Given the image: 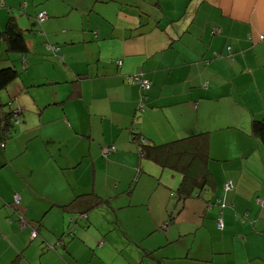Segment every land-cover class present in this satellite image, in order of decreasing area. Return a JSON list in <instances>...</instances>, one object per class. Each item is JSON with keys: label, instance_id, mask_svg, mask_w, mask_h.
I'll return each mask as SVG.
<instances>
[{"label": "crops", "instance_id": "0c3cea01", "mask_svg": "<svg viewBox=\"0 0 264 264\" xmlns=\"http://www.w3.org/2000/svg\"><path fill=\"white\" fill-rule=\"evenodd\" d=\"M10 16L27 50L0 39V68L19 72L0 90V264H264V146L251 134L264 118V0H0V32ZM134 73L152 83L136 115ZM8 102L20 123L3 133ZM133 131L157 145L206 132L212 181L177 199L181 174L139 157Z\"/></svg>", "mask_w": 264, "mask_h": 264}, {"label": "trees", "instance_id": "16d2710c", "mask_svg": "<svg viewBox=\"0 0 264 264\" xmlns=\"http://www.w3.org/2000/svg\"><path fill=\"white\" fill-rule=\"evenodd\" d=\"M36 20H37V16H36ZM37 22L41 23L38 20ZM215 30L216 29H214L213 31L215 32ZM0 39H2L6 43L8 52H17L24 54L25 51L27 50L24 36L12 16L8 17L4 29L0 32ZM48 48H49L48 50L53 55L59 51V48L55 47L54 45ZM228 50L230 49L228 48ZM18 76H19V72L11 66L0 68V90L5 89L6 86L10 84L12 81H14ZM143 81H147L150 83L147 88L143 86L142 84ZM128 82L136 84L139 87V95L134 109V113L136 115L137 113H140L145 110L146 98H147L146 92L151 88L152 83L148 79L144 78L143 75L140 73H134L132 75H129ZM7 104L10 106L12 102H8ZM14 104L15 106H13L10 112L5 116L6 120L5 123H3V127H2L3 133L7 132L9 128L12 127L13 125L15 124L17 125L20 123L19 115L21 113V108L17 102H15ZM16 108L20 109V113H18L17 115V120H14L13 111ZM251 134L254 137H256L264 146V118L261 120H252ZM131 140L137 145V151L139 157L152 161L157 165H159L161 168H168L181 174L182 176L181 181L179 182V186L175 191V197L177 199L185 200L189 197H192L193 195L199 196L200 192L203 189H205L206 186L209 185L210 182L212 181L211 174L207 170L205 165L206 159L208 158L207 155L208 138L206 132H200L198 134L190 135L169 143L157 145L155 143L148 142L147 139L144 138L141 134L133 131ZM0 141L2 142L3 145V140ZM111 147H113V150H111L109 153L115 150V147L113 145H111ZM104 148L105 147H103L102 150ZM224 191H230V190L224 189ZM216 203L217 205L219 204L220 210L224 209L227 206L225 203H223L220 200H217ZM209 206H211L210 203ZM21 211L23 210L20 209L19 211H17V216H19V214L22 215ZM221 213L222 212L218 214L215 220L216 228L218 230L223 229V219L221 217ZM87 219H88V215L85 211L81 212L76 217L70 216L69 225L66 227V229H64L62 236L66 237L67 240L69 238L71 239L72 237L76 236L75 224H77V222L80 220L86 222ZM219 219L222 221L221 226H219L218 224ZM240 219L241 221H245L246 216L243 215L241 216ZM17 221L19 223L18 217H17ZM24 222H25L24 225L25 227L27 223L25 220ZM32 231H35L36 233L35 237H31ZM31 233H30L31 239L37 237V231L35 229H32ZM58 242L59 244H55V245H50L47 243V245L45 244V247L47 249H52V250L53 249L56 250L59 247L64 248L66 242H63L62 239H60Z\"/></svg>", "mask_w": 264, "mask_h": 264}, {"label": "built area", "instance_id": "2783aa9c", "mask_svg": "<svg viewBox=\"0 0 264 264\" xmlns=\"http://www.w3.org/2000/svg\"><path fill=\"white\" fill-rule=\"evenodd\" d=\"M46 18H47V16H46V14L43 13V12L37 14V20H38L39 22H42V21L45 20ZM215 32H217V29L215 30ZM259 39L263 40L264 37H263V36H259ZM142 84H143V86H145V87L147 88L148 85H149L150 83L147 82V81H143ZM18 113H20V109H19V108H16V109L13 111V119H14V120H17V115H18ZM1 146H3V145L1 144ZM111 150H113V147H111V146H109V147H105V148L102 150V154L105 156V155H107ZM224 189H225V190H231V189H232L231 184H230V183H226L225 186H224ZM12 196H13V199H12V200H13L14 205H15L16 207L19 208L20 205H21L20 196H19L17 193H14ZM257 202H258L259 205H262V206H263V204H264V201H262L261 199H257ZM18 218H19V226H20L21 228L24 227L25 222H24V219H23L22 215L19 214ZM218 224H219V226L222 225V221H221L220 219L218 220ZM35 235H36L35 231H32V233H31V237H35Z\"/></svg>", "mask_w": 264, "mask_h": 264}, {"label": "rangeland", "instance_id": "374dc122", "mask_svg": "<svg viewBox=\"0 0 264 264\" xmlns=\"http://www.w3.org/2000/svg\"><path fill=\"white\" fill-rule=\"evenodd\" d=\"M44 21V20H43ZM12 106H15V104H14V102L12 103ZM7 109H8V106H7ZM148 183V187H149V189H148V191H149V195H150V185H151V183H152V178H149V181L147 182ZM151 197V196H150ZM152 199V198H151ZM223 202H224V200L223 199H221ZM241 220V219H240ZM100 226H101V228H102V233H104V234H106V235H109V239L113 242L114 241V239L117 237V234H119V235H121L122 236V233L124 232V230H125V227H124V225L123 224H121V223H118V224H116V223H114L113 225H110L111 226V228H109V225L106 223V222H104V221H102L101 220V222H100ZM101 237V236H100ZM105 239V238H104ZM103 239V240H104ZM52 251H54V252H56L54 249L52 250Z\"/></svg>", "mask_w": 264, "mask_h": 264}]
</instances>
